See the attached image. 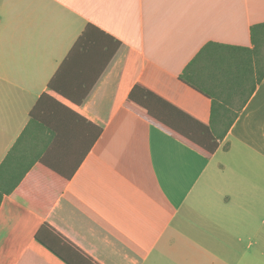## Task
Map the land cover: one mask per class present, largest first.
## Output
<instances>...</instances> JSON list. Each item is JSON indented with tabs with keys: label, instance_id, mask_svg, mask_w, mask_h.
Returning a JSON list of instances; mask_svg holds the SVG:
<instances>
[{
	"label": "crops",
	"instance_id": "0c3cea01",
	"mask_svg": "<svg viewBox=\"0 0 264 264\" xmlns=\"http://www.w3.org/2000/svg\"><path fill=\"white\" fill-rule=\"evenodd\" d=\"M263 23L264 0H0V264H65L25 197L97 264H264ZM135 84L236 119L207 159L124 108Z\"/></svg>",
	"mask_w": 264,
	"mask_h": 264
},
{
	"label": "trees",
	"instance_id": "16d2710c",
	"mask_svg": "<svg viewBox=\"0 0 264 264\" xmlns=\"http://www.w3.org/2000/svg\"><path fill=\"white\" fill-rule=\"evenodd\" d=\"M91 30L97 29L89 25L79 38L74 49H77L85 43V39H88L87 35ZM250 33L252 44L257 47L262 40L264 41V23L254 25L251 28ZM111 40L114 41L112 38ZM114 42V46L107 52V57L102 65L101 72L104 70L120 46L119 42ZM213 46L215 45L211 43L207 44L204 49H202V51H200V53L188 64L183 74L180 76L181 81L193 88H196L189 81L190 79L188 74L195 63H197L199 57ZM96 78H98V76ZM95 81L96 79L79 96L77 93H66L58 89L55 86L54 81L50 82L48 88L57 92L61 96L68 98V100L72 103L80 105L89 94ZM124 108L136 114L186 147L200 153L207 159L211 158L216 152L218 148V140L225 136L226 131L236 119V116L222 118L217 117L215 113H213L210 125L204 124L141 84L134 85L124 102ZM217 124H219V127H215ZM219 128H223V132H218ZM24 201L26 202L29 210L44 221L43 225L35 235V239L39 244L45 247L65 264H97L45 222L54 201H49L47 204H43L40 199L33 201L27 197L24 198Z\"/></svg>",
	"mask_w": 264,
	"mask_h": 264
}]
</instances>
